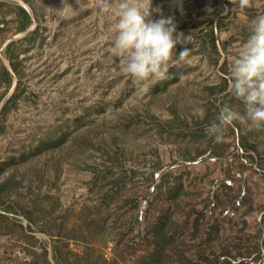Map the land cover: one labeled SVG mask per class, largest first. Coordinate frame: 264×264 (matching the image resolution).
<instances>
[{
	"label": "rangeland",
	"instance_id": "1",
	"mask_svg": "<svg viewBox=\"0 0 264 264\" xmlns=\"http://www.w3.org/2000/svg\"><path fill=\"white\" fill-rule=\"evenodd\" d=\"M139 2L191 35L142 85L116 0H0V264H264V125L207 134L264 0Z\"/></svg>",
	"mask_w": 264,
	"mask_h": 264
},
{
	"label": "clouds",
	"instance_id": "2",
	"mask_svg": "<svg viewBox=\"0 0 264 264\" xmlns=\"http://www.w3.org/2000/svg\"><path fill=\"white\" fill-rule=\"evenodd\" d=\"M114 15L111 53L122 58L121 71L137 85L149 77L164 78L167 62L183 61L189 52L182 47L175 54L174 49L178 44H189L191 35L178 31L171 16L152 19L149 8L145 9L139 0H116ZM228 90L242 102L244 111L240 114L227 104L219 108L207 132L217 143L222 141L224 129L234 121L264 125V14H258L252 21L247 38L232 57ZM202 112L196 108L194 115Z\"/></svg>",
	"mask_w": 264,
	"mask_h": 264
},
{
	"label": "trees",
	"instance_id": "3",
	"mask_svg": "<svg viewBox=\"0 0 264 264\" xmlns=\"http://www.w3.org/2000/svg\"><path fill=\"white\" fill-rule=\"evenodd\" d=\"M16 15L18 18V28H17V32H22L24 30H26V28L30 25L31 21L29 18L28 13L26 12V10L22 7H16ZM6 76L9 78L8 72L5 71Z\"/></svg>",
	"mask_w": 264,
	"mask_h": 264
}]
</instances>
